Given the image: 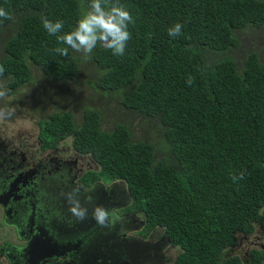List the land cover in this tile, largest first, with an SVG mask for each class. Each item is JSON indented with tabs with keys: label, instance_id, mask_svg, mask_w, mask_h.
I'll list each match as a JSON object with an SVG mask.
<instances>
[{
	"label": "trees",
	"instance_id": "obj_1",
	"mask_svg": "<svg viewBox=\"0 0 264 264\" xmlns=\"http://www.w3.org/2000/svg\"><path fill=\"white\" fill-rule=\"evenodd\" d=\"M112 2L135 21L125 54L98 44L85 60L70 48L67 56L56 53L41 16L63 21L68 31L89 0H0L14 17L0 18V76L10 78L14 92L40 86L39 72L45 94H63L65 107L38 117L41 135L72 137L74 148L101 166L89 176L125 181L129 209L179 247L170 264H235L222 253L238 232L264 220V60L259 50H246L240 70L229 51L241 44L238 30L264 28V0ZM177 22L182 34L173 38L168 28ZM90 71L87 83L123 107L109 129L101 109L89 105L77 122L80 107L65 96V87L85 82ZM148 119L161 134L138 139L132 124Z\"/></svg>",
	"mask_w": 264,
	"mask_h": 264
},
{
	"label": "flooded vegetation",
	"instance_id": "obj_2",
	"mask_svg": "<svg viewBox=\"0 0 264 264\" xmlns=\"http://www.w3.org/2000/svg\"><path fill=\"white\" fill-rule=\"evenodd\" d=\"M12 120L0 119V263L5 247L16 244L18 250L28 237L39 242L36 255L29 257L34 264H170L177 258L180 249L164 230L150 228L141 211L129 209L125 181L89 176L100 171L98 161L74 148L70 136H42L40 118L23 119L22 129L9 128ZM74 189L88 209L84 220L69 211L66 195ZM87 196L114 214L110 227L92 218ZM48 252L54 256L42 259ZM221 256L237 259L235 264H264V220H255L250 232H238ZM25 260L17 255V264Z\"/></svg>",
	"mask_w": 264,
	"mask_h": 264
},
{
	"label": "clouds",
	"instance_id": "obj_3",
	"mask_svg": "<svg viewBox=\"0 0 264 264\" xmlns=\"http://www.w3.org/2000/svg\"><path fill=\"white\" fill-rule=\"evenodd\" d=\"M0 18L13 20L14 17L3 7H0ZM43 28L49 35L57 40L56 53L67 56L69 48L81 53L85 60L91 59V53L101 45L104 49L110 50L114 56H123L127 42L131 38L129 25L134 24V18L127 8L112 0H89L88 5L81 6L76 24L68 31H64V23L61 20H50L41 16ZM182 34V25L177 22L168 28V35L175 38ZM66 45L67 47L61 46ZM4 72L0 66V75ZM189 84L192 78H189ZM7 94L6 87L0 85V99ZM13 115V112L0 108V119ZM242 178V177H241ZM235 179V177H234ZM69 211L78 219L84 220L88 216L87 207L81 204L78 197V190L67 193ZM86 200L92 204V218L101 227H110L113 221V213L103 205L93 204V197L87 196Z\"/></svg>",
	"mask_w": 264,
	"mask_h": 264
},
{
	"label": "rangeland",
	"instance_id": "obj_4",
	"mask_svg": "<svg viewBox=\"0 0 264 264\" xmlns=\"http://www.w3.org/2000/svg\"><path fill=\"white\" fill-rule=\"evenodd\" d=\"M9 30L10 28L7 29L5 36L8 34ZM238 32V38L241 44L238 48L230 50L229 54L237 59L240 65V70H242L246 50H259L261 57L264 60V28L257 29L250 27L245 30H238ZM4 42L5 38L0 40V58L4 53ZM84 75L86 79L85 82H82L80 85H74L72 88L65 87L68 93L65 95L66 98L72 99V101L74 100L73 106L78 104L80 107L78 111L77 122L81 123L83 121V107L85 105H89L93 108L101 109L103 115V126L109 129L113 125L114 120L118 119L120 116L119 114L122 112L121 109H123V107L118 101H116L114 96L97 91L92 86H90L89 83H87V81H90L94 77L91 71L86 72ZM43 79L44 78L40 76L38 72L36 74V81L34 83L40 86H37L36 88L33 85L24 86L19 90L12 92L7 90V88H10L8 87L10 78L0 76V85L5 86L7 91L6 96L0 99V108L6 107L8 110L13 112V115L10 116L11 119L13 118V120L11 121L12 124L8 126L9 128L22 129L23 119L48 116V113H51L56 109L63 108L68 104L67 100H61L63 95L62 93L58 94L57 92H54L51 93V95L45 94V92L48 91V89L45 87L48 82H42L41 80ZM148 120L149 122L137 120L133 122L132 128L134 131V136L138 139L143 138L146 140V137L156 138L161 134L159 127L153 126L151 119ZM9 134L11 135V133ZM25 137L26 136L23 135H15V138L18 140ZM261 214L264 216V209L262 210ZM143 219L146 221L145 217H143ZM260 233H258V235H262ZM241 237L243 238V236ZM251 239L254 240L255 244H257L259 241L255 236ZM242 246L243 248L241 249V252L244 253L247 246L245 244Z\"/></svg>",
	"mask_w": 264,
	"mask_h": 264
},
{
	"label": "water",
	"instance_id": "obj_5",
	"mask_svg": "<svg viewBox=\"0 0 264 264\" xmlns=\"http://www.w3.org/2000/svg\"><path fill=\"white\" fill-rule=\"evenodd\" d=\"M25 244L22 246H18V250L16 249L15 245L12 244V246L8 245V247H5L6 250H4L3 256H4V263L0 264H17L19 261H17V255L22 257L23 260H25V264H34L36 262H32L30 255L33 257L36 255L37 250L39 247L37 246L39 242H35V238L28 237V241L24 240ZM53 252L45 253L44 256H42V259H45L47 257H53ZM28 257V258H27Z\"/></svg>",
	"mask_w": 264,
	"mask_h": 264
}]
</instances>
